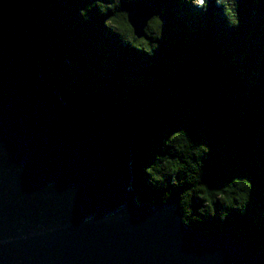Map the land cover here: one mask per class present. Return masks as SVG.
<instances>
[{"label":"trees","instance_id":"trees-1","mask_svg":"<svg viewBox=\"0 0 264 264\" xmlns=\"http://www.w3.org/2000/svg\"><path fill=\"white\" fill-rule=\"evenodd\" d=\"M154 17L144 38L127 22ZM27 26L68 105L133 127L142 204L180 199L185 224L264 251V0H0Z\"/></svg>","mask_w":264,"mask_h":264},{"label":"water","instance_id":"water-1","mask_svg":"<svg viewBox=\"0 0 264 264\" xmlns=\"http://www.w3.org/2000/svg\"><path fill=\"white\" fill-rule=\"evenodd\" d=\"M153 17L129 10L136 39ZM42 75L27 26L0 4V264H264L238 232L188 227L175 195L140 203L136 130L68 105Z\"/></svg>","mask_w":264,"mask_h":264}]
</instances>
